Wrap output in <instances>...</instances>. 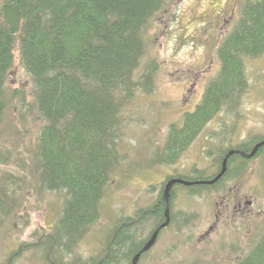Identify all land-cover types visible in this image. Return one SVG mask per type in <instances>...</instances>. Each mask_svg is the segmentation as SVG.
Here are the masks:
<instances>
[{
  "label": "rangeland",
  "instance_id": "1",
  "mask_svg": "<svg viewBox=\"0 0 264 264\" xmlns=\"http://www.w3.org/2000/svg\"><path fill=\"white\" fill-rule=\"evenodd\" d=\"M247 1L253 0H169L149 19L144 53L132 78L138 81L153 61L152 88L136 85L128 99L119 91L118 162L101 198L99 218L69 250L47 238L55 232L66 194L47 189L40 179L38 138L45 121L15 47L0 121V203L7 211L0 214V264H101L104 256L116 255L112 245L108 254L105 246L116 225L155 201L168 176L193 177L195 170L211 175L221 151L264 137L263 52L243 59L247 88L235 108L208 120L174 163L155 158L170 126L181 125L184 113L195 108L217 75V46ZM173 193L169 212L174 218L136 264H235L264 234V149L248 158L236 178L198 192L176 184ZM134 223L128 228L146 242L155 221ZM130 263L120 259L114 264Z\"/></svg>",
  "mask_w": 264,
  "mask_h": 264
},
{
  "label": "trees",
  "instance_id": "2",
  "mask_svg": "<svg viewBox=\"0 0 264 264\" xmlns=\"http://www.w3.org/2000/svg\"><path fill=\"white\" fill-rule=\"evenodd\" d=\"M168 1L0 0V121L17 47L20 63L35 86L37 111L45 121L38 138L40 179L47 189L66 194L55 232L47 238L62 243L65 250L99 218L101 198L118 162L115 144L121 100L117 95L123 91V97L130 98L136 85L151 90L156 67L153 61L138 81L132 77L144 53V29ZM263 52L264 0L247 1L242 4L237 24L217 46V75L207 83L195 108L184 113L181 125L170 126L162 147L156 151L157 163H174L208 120L223 109L237 106L247 88L243 59ZM263 138L235 148L248 152ZM263 149L264 145L255 155ZM226 152H220L217 171L211 175L195 170L193 177L179 174L168 176L166 181L173 177L209 180L221 169ZM247 161L240 154H232L219 180L184 186L197 192L212 189L227 177L239 176ZM176 184L180 183L172 186L170 202ZM164 185L148 207L139 208L131 219H122L116 225L112 234L115 239L105 244L107 250L112 245L116 255L96 262L131 261L145 238L127 225L147 218L154 220L155 226L164 221ZM0 210V214L7 212L1 203ZM169 217L174 218L171 211ZM235 264H264V234Z\"/></svg>",
  "mask_w": 264,
  "mask_h": 264
},
{
  "label": "water",
  "instance_id": "3",
  "mask_svg": "<svg viewBox=\"0 0 264 264\" xmlns=\"http://www.w3.org/2000/svg\"><path fill=\"white\" fill-rule=\"evenodd\" d=\"M264 145V138L261 139L260 141L256 142L251 149L247 152V151H242L239 149H229L223 160L221 163V169L219 170V172L211 179L209 180H185L179 177H173L170 178L166 181L164 188H163V193H162V197L165 201V208H164V221H162L155 229L154 231L151 233L150 237L148 238V240L143 244V246L141 247V249L132 257L131 259V263L130 264H136L138 258L140 257L141 253H143L144 251H146L148 248H150L153 243L156 240V237L159 233V231L166 227L169 224V200H170V190L172 188V186L175 183H180L183 185H193V184H212L215 181H217L225 172L226 170V161L228 159V157L234 153L240 154L241 156L245 157V158H249L252 157L256 154L257 150Z\"/></svg>",
  "mask_w": 264,
  "mask_h": 264
},
{
  "label": "flooded vegetation",
  "instance_id": "4",
  "mask_svg": "<svg viewBox=\"0 0 264 264\" xmlns=\"http://www.w3.org/2000/svg\"><path fill=\"white\" fill-rule=\"evenodd\" d=\"M235 149H238V148H235ZM239 150H240V149H239ZM234 154H237V153H234ZM254 156H255V155H254ZM156 227H157V226H155V228H156ZM155 228H154V229H155ZM154 229H153L152 231H154ZM157 237H158V235H157ZM157 237H156V239H157ZM112 239L114 240L115 237L113 236ZM155 241H156V240H155ZM144 243H145V241L143 242V244H144ZM154 243H155V242H154ZM154 243H153V245H154ZM143 244H142V245H143ZM153 245H152V246H153ZM105 246H106V245H105ZM143 253H144V252H143ZM141 254H142V253H141Z\"/></svg>",
  "mask_w": 264,
  "mask_h": 264
},
{
  "label": "bare ground",
  "instance_id": "5",
  "mask_svg": "<svg viewBox=\"0 0 264 264\" xmlns=\"http://www.w3.org/2000/svg\"><path fill=\"white\" fill-rule=\"evenodd\" d=\"M137 68V67H136Z\"/></svg>",
  "mask_w": 264,
  "mask_h": 264
}]
</instances>
